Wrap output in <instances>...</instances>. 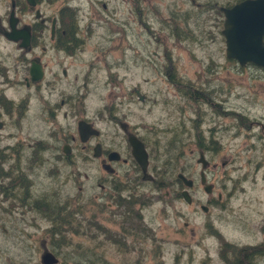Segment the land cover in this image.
Masks as SVG:
<instances>
[{"label":"flooded vegetation","instance_id":"af4514ba","mask_svg":"<svg viewBox=\"0 0 264 264\" xmlns=\"http://www.w3.org/2000/svg\"><path fill=\"white\" fill-rule=\"evenodd\" d=\"M245 1L251 0H0V50H4L0 56V142L11 139L17 133L8 134V137L1 136L9 128L10 121H14L16 130L21 131V121L29 119V115L34 113L31 107H36L37 115L48 124L47 138L31 142L29 146L26 140L17 139L16 143H9L0 149V156L6 154L8 157L5 164L7 172L12 168L10 161L13 157L10 156L13 153L22 155L23 167L27 168V157H23V154L33 158L38 154L37 150H41L42 154L53 150L56 154L52 155L56 156L53 159L60 161L55 163L52 159L50 165L59 172L57 166L61 160L71 164L75 158L74 153L80 154L84 162L90 165L89 170L94 171L95 166L101 174L96 181L101 195L89 199L86 238L94 241L92 243L96 247L102 248L101 240H98L101 235L106 244L117 250H125L126 245H134L141 215L139 205L144 200H148L145 204L152 201L153 194L140 191V186L160 191V187L175 185L177 189L174 196L185 203L182 193L188 192V205L193 203L191 192L199 184L203 186L204 192L205 187L210 186L211 193H205L212 195L213 186L205 175L209 167L216 168L218 164L209 155L221 158L225 142L229 145L228 138L231 137V142L236 134V124H223L221 121L232 119L236 122V119H244L245 124H237L240 129L241 126L249 128L251 124H259L260 132L264 129V123L250 120L243 114L237 116L235 108L229 109L228 100L235 89L230 79L219 80V77H215L219 67L214 62L202 67L201 73H195L193 80L188 75L186 65L180 61H184L188 55L198 60L197 51L201 50L199 45L206 47L209 42H217L221 46H218V51L224 60L238 64L234 59L227 58L222 32L226 22L225 11ZM83 4L89 7L90 16L84 12ZM120 14H126L127 18H120ZM129 19L136 28L134 48L140 43L142 46L153 41L160 49L127 52L123 47L126 40L124 22L128 23ZM156 26L162 28L158 36L153 33ZM190 26L192 29L188 28ZM96 28H103L104 34L89 51ZM167 38L173 41V46L169 45L171 42ZM182 53L186 56L182 57ZM249 65L253 64L244 67L238 64L242 69ZM124 69L132 72L137 70L139 77L127 86L126 92L114 93L125 88L126 75L119 76V72ZM98 73L104 75L102 83L92 79V75ZM213 77L219 80L214 83V87ZM210 83L212 85L209 87ZM89 86L110 91L94 116L90 115L88 106L84 104L85 93L80 92L81 88L88 91ZM34 95L39 99L36 106H32ZM60 95L62 98L57 101ZM120 97L125 99V105L131 106V111L119 108L122 104ZM157 105H161V111L169 119V111H174L177 128L170 130L167 126L164 131H156L164 127L141 122L144 120L134 124L130 122L131 114L136 119H154L153 112ZM63 109L62 117L66 126L58 122V115ZM81 122L97 134L81 137ZM205 123H208L206 129ZM165 133L168 135L163 143ZM183 133L185 136L181 137ZM131 139L146 154L145 172L133 155ZM185 144L192 147L188 153L195 159V163L191 164V175L186 172L190 167L187 169V166L181 167L178 163L186 161V152L183 151ZM178 148L182 150L179 152ZM161 154H168L169 157H162L163 165L170 166L173 172L160 182L158 176L162 174L158 171L157 161ZM201 157L206 162L205 167L200 162ZM228 163L229 159L220 160L222 168ZM195 167H200L197 174ZM179 175L191 181V187H187ZM24 176L18 172L19 179H24L22 185L27 179L30 180L28 174ZM91 176L94 180V175ZM10 181L11 178L5 180L7 187L17 189L10 185ZM226 185V180H223V186ZM234 192H228L230 200ZM13 193L9 194L8 189L7 195L2 193L0 196L9 200L13 198L10 196ZM29 197L30 194L27 200L31 201ZM114 198L117 199V209L111 213L120 210L117 215L119 222L114 221L121 230L116 236L118 239L100 222L103 210L106 206L110 207L104 201ZM98 200L102 203L98 204ZM220 200L221 194H218L216 201L212 200L211 204L218 205ZM93 204L101 208L98 220V213L92 211ZM200 209L204 213L208 212L205 205L201 204ZM92 224L93 229L100 232H93ZM232 224L240 233L245 232L246 240L227 244L228 260L221 253V264H264V223L260 222L253 229H248L249 225L238 224L234 219ZM187 225L184 224L185 227ZM4 232L11 236H16V233L25 234L16 224L10 229L6 227ZM113 236L116 239L112 240ZM40 246L43 248L45 241Z\"/></svg>","mask_w":264,"mask_h":264},{"label":"rangeland","instance_id":"374dc122","mask_svg":"<svg viewBox=\"0 0 264 264\" xmlns=\"http://www.w3.org/2000/svg\"><path fill=\"white\" fill-rule=\"evenodd\" d=\"M83 6L85 8L84 12L86 11L90 16L89 7L86 4H83ZM120 16L122 15L120 14ZM120 18L126 19L127 15L123 14ZM127 22H124L126 40L123 43V47H125L127 52L131 50L152 51L160 49L153 41L142 46L140 43L138 47L134 48L133 46H136V28L130 19ZM155 28L153 33L158 36L162 28L157 26ZM188 28L192 29V26ZM165 32L168 33L167 31ZM103 34V28H96L95 35L91 38L89 51H91L93 45L100 41L99 37L103 36ZM167 40L171 42L169 45L173 46V41L168 38ZM212 44L209 42L206 47L199 45L201 50L197 51L198 60L188 55L184 61H180L182 65H186L188 75L194 80L195 73L200 74L202 67L209 66L211 61L214 62L219 67L215 77H219V80L220 78L230 79L233 83V90L235 89L228 100L229 109L235 108L237 116L243 114L246 117L248 116L250 120L256 119L258 122L264 123V70L253 65L242 69L236 63L235 65L227 63L221 56V52L218 51V46L221 48L220 44L217 42ZM3 53L4 50L1 49L0 56ZM182 54V57L186 56L185 53ZM116 55L117 53L114 54V56ZM121 75H126L125 88L122 91L114 92L117 94L126 92L127 86H130L139 77L137 70L132 72L130 69L120 71L119 76ZM215 77H213V87L214 83L219 81ZM92 79L97 83H102L104 75L93 74ZM211 85L212 83L209 84V87ZM80 90L82 94L85 93L86 101L84 104L88 106L91 116H94L95 111L101 108L102 100L104 97L107 98L110 93V91L100 88L94 89L92 86H89L88 91L82 88ZM32 98L34 99L32 106H36L39 99L35 95ZM61 98V95L58 96L57 101ZM120 99L117 100L120 103L119 108L122 107V109L131 111V106L125 105V99H122V97ZM32 110L34 113L29 115V119L26 118L21 121L22 129L20 132L16 130L14 121H10L9 128L1 136L8 137V134L17 133L11 139H3L0 142V149L8 146L7 144L9 143H16L17 139L26 140L25 142L29 146L31 142L47 138L46 130L48 124L37 115L38 110L36 107H31ZM64 110L60 111L58 122L66 126V122L62 117ZM161 110V105L155 106L154 119H140L137 117V120L131 114L129 120L133 124L144 120L141 122H148L149 125L156 124L160 128L164 127V129H157L156 131H164L167 126H169V129L177 128L178 121L175 120L177 116H175L174 111H169L171 114L169 119ZM244 121L246 120L236 119V122H234V120L229 119L221 121L223 124H236V134L231 142H229L231 137L228 138L229 145L225 142L226 145L220 155L221 158L214 154L209 155L215 160L214 163L218 164L216 168L213 166L209 167L205 175L208 182L213 186L212 195H207L203 191V186L199 184L191 192L193 203L188 205L182 199L174 196L177 189L175 185L160 187V191L153 190L152 187L140 186V191L152 193L153 198L148 204L144 203L148 200L140 203L139 211L141 215L139 214L138 235H135L136 241H133L134 245L132 247L126 245L127 248L125 250H117L115 247L106 244L105 238L101 235L98 240H101L102 248L96 247L92 243L94 241L86 238L89 199L94 195H101V190L96 184L101 174L95 166L93 168L94 171L89 170L90 165L84 162L85 159L80 157V154L75 152V158H73L71 164L61 160V164L57 166L60 170L59 172L57 168H51L52 165H50V161L56 157L52 156L56 155L55 151L48 150L42 154L41 150H37L36 153L38 154L34 155L33 158L30 155L23 154V157L24 155L25 158L27 157L28 165L26 168V166L23 167L22 155L13 153L10 156L13 157L10 164L12 163L13 168H18L23 176L28 174L31 180L30 198L46 199L55 202V204H57V201H62L61 206L67 204L66 212H71L68 216L71 217L73 228L78 233L68 232L70 244L63 247L60 250V254H57L48 246L52 243V247L54 244L57 245L59 237H52L53 239L51 240V235L46 233L47 229L52 228L50 222L44 219L48 216V213L39 209H30L28 201L27 205L21 202L25 191H19L8 186L9 194L12 191L14 192L13 195H10L13 198L4 200L0 196V264H40V255L42 253L40 243L42 241H45L46 247L59 258V264H221V253L228 260L229 253L226 245L234 241L244 242L246 240L245 232L240 233L233 226V219L240 225H249L248 229H253L260 222L264 223V148L262 149L264 145V134L262 132H264V129L260 132L259 124H251L249 128L241 126L242 128L240 129L237 124H245ZM205 124L206 129L208 123ZM156 134L158 133L156 132ZM165 135L162 138L163 143L168 133H165ZM180 136L184 137L185 134L183 133ZM163 146L161 150H163ZM251 147L254 148L252 149ZM191 148L189 144L184 145L183 151L184 153L186 152L184 158L186 161L178 162L181 167L187 166V169L190 167L186 171L189 175L192 172L191 164L195 163V159L188 153ZM181 150L182 148H178L179 152ZM77 155L79 158L76 157ZM167 156L168 154H161L157 161L158 171L162 174L158 176L160 182L173 172L170 166L167 164L163 165L162 157ZM171 156L174 157L175 155ZM222 158L229 159V163L225 168L220 166ZM59 161V159L54 160L55 163ZM199 168L195 167V174H197ZM91 174L94 175V180ZM169 178L172 177L169 176ZM223 180H226V186H223ZM231 190L235 191L232 200L228 197V192ZM123 194L126 195V193ZM218 194H221L219 204H211L212 200L216 201ZM155 196L157 198H154ZM116 200L114 198L104 201V204L109 203L110 207L106 206L103 210L100 222L103 226L109 228L107 231L110 234L118 237L121 230L118 224H114V221L119 222L117 215L120 210L113 214L111 213L112 210L117 209ZM97 202L98 204L102 203L99 200ZM31 203L32 201H30ZM98 204L92 205V211L98 213L96 215L97 220L100 217L101 209ZM201 204L207 206V213L200 209ZM185 223L188 224L186 227L184 226ZM13 224L18 225L25 234L6 235L4 232L5 228L10 229ZM78 225L82 230L80 235ZM91 228L93 232H100V230L93 229V224ZM133 233H136V231H133ZM114 236L112 240L117 238Z\"/></svg>","mask_w":264,"mask_h":264},{"label":"water","instance_id":"95a60500","mask_svg":"<svg viewBox=\"0 0 264 264\" xmlns=\"http://www.w3.org/2000/svg\"><path fill=\"white\" fill-rule=\"evenodd\" d=\"M225 15L226 22L222 34L225 38L227 58L234 59L241 67L246 64H253L264 69V0L245 1L231 10L225 11ZM33 76L34 74H32ZM79 131L81 137L97 134L95 130L90 129L83 122L79 123ZM131 144L133 155L141 163L145 172L146 154L133 139H131ZM65 152L68 153L66 150ZM200 162L203 167L206 166L203 157H201ZM179 178L187 187H191V181L182 175H179ZM204 190L208 194L211 193L210 186H206ZM182 196L187 203H190V196L187 191H184ZM203 209L206 211V208ZM58 263L59 259L44 246L40 255V264Z\"/></svg>","mask_w":264,"mask_h":264},{"label":"trees","instance_id":"16d2710c","mask_svg":"<svg viewBox=\"0 0 264 264\" xmlns=\"http://www.w3.org/2000/svg\"><path fill=\"white\" fill-rule=\"evenodd\" d=\"M7 155L4 154L0 156V194L7 195L8 193V187L7 183L5 182L6 179L11 178V186L17 187L19 191L24 190L25 193L23 195V201L27 205V201L29 203L30 209L36 210L39 209L42 212H47L48 216L44 218L46 221H49L50 224L52 225V228H49L46 230V233H49L51 235V240L53 239L52 237H58V243L57 245L54 244L52 247L53 243L50 246L52 250L57 252V254H60V250L63 247H66L70 244L69 237H68V232H74L78 233L77 230L73 228V223L71 220V217L68 216L71 212H66V207L67 204L61 206V202L57 201V204L55 202H52L50 200L46 199H32V203L30 204V200L28 199V195L30 194L31 189V180H26L24 184H21V181H24V179H19L18 177V168H11L10 172H7V169L5 167V164H7ZM17 172V174H16ZM26 183V185H25ZM30 199V197H29ZM51 199V198H50ZM53 199V198H52ZM54 200V199H53ZM56 200V199H55ZM56 209V211H53ZM61 210V211H60ZM66 217V219H65ZM79 229V235L82 234L81 227L78 225ZM152 232L151 230H147ZM152 235V233H151ZM60 243V244H59ZM11 264V263H10ZM59 264V263H58ZM61 264V263H60ZM63 264H68V263H63Z\"/></svg>","mask_w":264,"mask_h":264},{"label":"bare ground","instance_id":"6f19581e","mask_svg":"<svg viewBox=\"0 0 264 264\" xmlns=\"http://www.w3.org/2000/svg\"><path fill=\"white\" fill-rule=\"evenodd\" d=\"M51 252V251H50ZM51 253H53V252H51ZM54 254V253H53ZM55 255V254H54ZM56 256V255H55Z\"/></svg>","mask_w":264,"mask_h":264}]
</instances>
